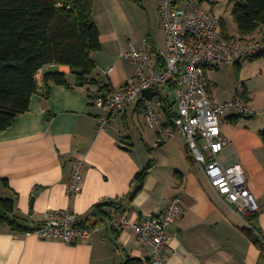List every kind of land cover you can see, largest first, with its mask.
Segmentation results:
<instances>
[{
    "label": "crops",
    "instance_id": "crops-1",
    "mask_svg": "<svg viewBox=\"0 0 264 264\" xmlns=\"http://www.w3.org/2000/svg\"><path fill=\"white\" fill-rule=\"evenodd\" d=\"M112 1L114 6L97 12L94 0L93 19L102 45L92 53L97 67L89 79L95 83L79 85L69 65L46 68L38 76L39 89L29 110L0 131V174L8 182L0 186V195L15 201L16 215L28 226L43 223L50 209H71L87 221L103 201L119 203L133 220L141 221L153 212L162 215L170 200L180 195L183 211L168 227L167 264H264V249L258 233L249 229V214H239L212 188L202 168L192 162L183 134L176 132L159 143L139 101L99 129L107 108L90 102L89 96L135 80L136 70L123 55L130 44L149 46L154 54L166 52L168 41L156 0ZM143 13L147 20L137 21L136 15ZM222 27L229 35L245 36L238 26L230 30L226 20ZM246 37L264 41V27ZM51 69L63 72L68 84L46 83L44 73ZM207 75L213 100L234 99L243 83L247 102L256 111L227 116L222 129L228 141L218 159L244 169L260 206L253 212L255 224L264 237V90L255 87L258 81L264 84V52L211 67ZM169 101L176 112L173 94ZM77 157L86 161L83 189L71 197L68 185ZM150 163L140 186L137 174ZM114 208L102 207L106 214ZM108 217L103 214L93 221L101 225ZM128 257H151L150 248L132 228H101L92 238L70 244L25 236L0 222V264H123Z\"/></svg>",
    "mask_w": 264,
    "mask_h": 264
},
{
    "label": "built area",
    "instance_id": "built-area-1",
    "mask_svg": "<svg viewBox=\"0 0 264 264\" xmlns=\"http://www.w3.org/2000/svg\"><path fill=\"white\" fill-rule=\"evenodd\" d=\"M157 3L168 36L167 50L153 54L149 46L129 45L123 55L136 70L135 80L123 88L103 89L89 96L90 102L107 108V113L100 118L99 129L104 130L112 116L125 113L132 102H141L159 143L176 132L183 134L192 162L202 168L223 200L241 215L257 212L260 206L249 188L244 169L240 164L223 165L218 159L228 141L222 129L227 116L253 115L256 111L247 102L243 83L238 85L234 99L213 100L208 93L207 71L222 63L233 64L256 57L264 52V41L222 31L221 18L206 9L200 0H157ZM42 73L43 69L38 75ZM164 87L172 90L177 103V111L173 110L170 117L167 116L170 94L162 93ZM148 88L155 90L152 98L145 95ZM85 165V158H76L68 185L71 197L83 189ZM182 211V198L176 195L162 215L153 212L141 221H135L125 210L114 208L101 225L82 226L75 211L50 209L43 223L22 233L74 244L92 238L101 228L117 232L132 228L150 248L151 264H167L168 227Z\"/></svg>",
    "mask_w": 264,
    "mask_h": 264
},
{
    "label": "trees",
    "instance_id": "trees-1",
    "mask_svg": "<svg viewBox=\"0 0 264 264\" xmlns=\"http://www.w3.org/2000/svg\"><path fill=\"white\" fill-rule=\"evenodd\" d=\"M94 0H0V131L7 129L18 114L30 108L31 98L39 89L38 73L54 65H69L77 74L78 84H94L89 78L97 64L92 53L101 49V33L93 19ZM233 17L242 35H251L264 27V0H238ZM43 74V73H42ZM46 83L68 84L66 75L51 69L44 73ZM173 113L168 104L167 116ZM170 119V118H169ZM264 142V130L261 131ZM150 163L137 174L140 186ZM8 186L0 174V186ZM106 205L123 208L119 203L103 201L94 207L92 218L80 220L82 226L97 225L93 218L105 214ZM5 210L0 222L11 230L30 229L15 213V201L0 195ZM257 241L264 249V237L257 229L254 213L249 214ZM257 242V244H259ZM123 264H151L150 259L128 257Z\"/></svg>",
    "mask_w": 264,
    "mask_h": 264
},
{
    "label": "rangeland",
    "instance_id": "rangeland-1",
    "mask_svg": "<svg viewBox=\"0 0 264 264\" xmlns=\"http://www.w3.org/2000/svg\"><path fill=\"white\" fill-rule=\"evenodd\" d=\"M95 1H96L95 4L97 7V12L101 11L103 9V7H108V9H109L111 5L114 6V1H112V0H95ZM203 1H204L203 5L206 9L214 12L216 16L221 18L222 22L225 23V20H226V24L228 25L230 30L237 29V25H236V22L234 20L232 11H233L235 3L238 0H203ZM201 3H202V1H201ZM140 7L143 8L141 5H140ZM121 9H123V6L121 7ZM143 14L144 15L137 14L135 19H137V21H138L141 19V17L142 18L144 17V19L147 20V15H145V13H143ZM224 23H222V24H224ZM223 27H225V25H223ZM223 27L221 29H222V31H225V29ZM249 38L252 39V37H249ZM233 73H234V71H233ZM255 87L257 89H259L260 91L264 90V84L260 81H258L256 83ZM162 89H163V94L164 93L165 94H167V93L172 94L173 93L172 90H169V88H167V87H164Z\"/></svg>",
    "mask_w": 264,
    "mask_h": 264
},
{
    "label": "water",
    "instance_id": "water-1",
    "mask_svg": "<svg viewBox=\"0 0 264 264\" xmlns=\"http://www.w3.org/2000/svg\"><path fill=\"white\" fill-rule=\"evenodd\" d=\"M144 92H145V95H146L147 97H149V98H152L153 95L155 94V90H154L153 88H148V89H146ZM37 194H38V191H35V192H34V196L37 195ZM34 196H33V199L35 198ZM5 214H6L5 210L0 206V217H4ZM170 227H171V226H170ZM168 229H169V228H168Z\"/></svg>",
    "mask_w": 264,
    "mask_h": 264
}]
</instances>
